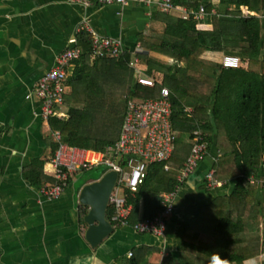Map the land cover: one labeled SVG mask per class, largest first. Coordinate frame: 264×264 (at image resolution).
Instances as JSON below:
<instances>
[{"label":"trees","instance_id":"obj_1","mask_svg":"<svg viewBox=\"0 0 264 264\" xmlns=\"http://www.w3.org/2000/svg\"><path fill=\"white\" fill-rule=\"evenodd\" d=\"M173 3L180 10L195 13L205 7L209 16L202 23L193 17L183 21L175 16V11L165 14L156 2L149 3V6L158 7L165 27L162 33L140 38L144 49L137 56L143 71L156 80L157 87L148 89L139 85L130 67L132 53L127 52L121 59L92 61L93 40L83 32L78 40L83 49L82 57L74 63L77 67L65 84V88L72 85L75 105L64 119H51L50 128L60 133L68 146L106 155L109 159L107 153L115 151L121 142L129 100L157 98L162 86L169 88L174 97L171 122L176 142L173 158L167 164L149 166L137 192L126 190L127 202L133 210L128 225L122 228L133 230L136 223L163 212L169 204L166 202L168 194L178 192L183 184L179 176L191 152L192 134L200 131L206 137L209 153L215 150L220 153L215 180L220 185L225 183V187L233 181L235 185L215 206V227L207 225L212 230L203 228L211 239L209 243L191 246L186 240L179 258L170 256L161 264H192V259L198 257L189 255L190 249L204 257L203 264H248L249 261L255 263L258 258V264H264V213H259L261 197L256 196L249 204L254 190L258 187L264 190V0H173ZM216 8L219 15L211 16ZM244 8L258 17H244ZM204 24H211L213 29L204 31ZM208 53L237 57L241 65L228 69L222 63L224 57L221 61L203 59ZM118 84L126 87L124 102L115 97ZM186 106L192 107L194 113H185ZM184 136H189L188 143L181 140ZM120 165L123 171L127 170V160L123 159ZM94 169H100L101 176L108 172L104 165ZM28 177L38 190L44 184H56L54 179L34 169L28 172ZM252 178H256V184H247ZM91 181L94 180L87 182ZM205 188L213 190L207 179ZM250 205L257 209L251 210ZM244 210L253 215L244 216ZM114 214L115 209L109 207L108 220ZM259 216L263 217L261 224ZM248 231L253 234L251 240L246 236ZM144 250H135L131 259L125 258L117 264H151L143 255Z\"/></svg>","mask_w":264,"mask_h":264},{"label":"crops","instance_id":"obj_2","mask_svg":"<svg viewBox=\"0 0 264 264\" xmlns=\"http://www.w3.org/2000/svg\"><path fill=\"white\" fill-rule=\"evenodd\" d=\"M128 1L127 6H83L67 0H0V264H117L140 248L145 249L143 255L151 264H161L170 256L179 258L186 240L191 246H204L211 240L203 228L213 226L215 206L229 194L225 183L212 191L205 188L207 175L220 158L219 150L181 185L163 238L114 228L97 249L86 239L85 216L90 209L80 204V193L101 176L88 183L83 176L88 171L80 172L58 200H48L29 181L32 169L53 179L51 160L57 149L50 125L36 116L40 108L35 90L64 50L78 48L83 54L80 31L91 38L94 33L122 40L132 59L138 46L144 49L142 36L163 32L164 16L156 5L149 6L147 0ZM175 16L181 19L179 13ZM212 27L206 24L203 29L211 31ZM222 55L225 53H208L203 59L221 61ZM75 67L73 64L69 78ZM73 105L70 84L62 108L66 117ZM256 181L252 178L247 184ZM259 189L254 190L256 195ZM263 211L261 197L259 213ZM262 221L259 216V224ZM189 255L199 257L191 249Z\"/></svg>","mask_w":264,"mask_h":264},{"label":"built area","instance_id":"obj_3","mask_svg":"<svg viewBox=\"0 0 264 264\" xmlns=\"http://www.w3.org/2000/svg\"><path fill=\"white\" fill-rule=\"evenodd\" d=\"M74 3H81L83 6H92L94 3L100 5H121L127 6L128 0H67ZM139 1V0H137ZM148 3L156 2L161 8V12L169 14L178 12L173 0H147ZM247 12V13H246ZM189 12L182 11L180 17L187 21ZM244 17H257L244 8ZM202 19L198 22L202 23ZM82 33V31H80ZM85 32V31H84ZM94 60L102 58L121 59L127 54L125 44L122 40L102 37L97 34L92 35ZM142 50L138 46L134 52V58L130 61V67L135 71L139 85L155 89L157 82L143 71L141 59L137 56ZM81 50L78 48H68L57 58L54 67L49 70L38 82L35 90V97L39 102L40 111L36 114L45 123L50 119H64L66 116L58 111L63 105L66 93L65 84L70 75V71L75 61L81 59ZM223 65L228 69H237L241 65V59L232 56H225ZM162 86V85H161ZM33 95L27 96L28 100L33 99ZM174 97L169 88L162 86L157 98L131 99L128 102L127 117L124 123V130L120 144L116 150L109 151L101 158H96L95 153L70 147L59 143L55 154L51 160L53 168V179L56 184H44L40 193L48 200H58L63 195L71 178L83 171H89L99 166H106L108 172L116 171L119 174L116 187L110 198L109 207L115 209V214L109 222L114 228H122L128 225L132 214L133 206L128 204L126 190L132 193L137 192L146 178V172L151 165L167 164L173 158L175 152L176 134L174 133L171 118ZM185 113H194L192 107H185ZM57 141L61 140V135L56 133ZM97 155V154H95ZM113 156V158H112ZM208 143L203 132L196 131L192 134V148L188 159L183 165L179 182L192 178L209 158ZM125 159L128 162L126 171L121 169L120 164ZM168 171V167L165 168ZM216 172L212 170L207 175L210 189H218L221 185L215 180ZM254 182V181H253ZM180 191V189H179ZM178 192L168 194L166 202L169 204L162 213L153 218H147L136 223L133 231L138 234H149L156 238H163L167 229V218L174 211V202ZM133 257L130 253L129 258Z\"/></svg>","mask_w":264,"mask_h":264},{"label":"water","instance_id":"obj_4","mask_svg":"<svg viewBox=\"0 0 264 264\" xmlns=\"http://www.w3.org/2000/svg\"><path fill=\"white\" fill-rule=\"evenodd\" d=\"M117 165H120V160ZM118 179L119 174L116 171L106 172L101 179L85 185L80 193V204L90 209L85 216V223L88 225L86 239L94 249L102 246L114 232L107 212Z\"/></svg>","mask_w":264,"mask_h":264},{"label":"rangeland","instance_id":"obj_5","mask_svg":"<svg viewBox=\"0 0 264 264\" xmlns=\"http://www.w3.org/2000/svg\"><path fill=\"white\" fill-rule=\"evenodd\" d=\"M247 13V12H246ZM223 56V55H222ZM224 57V56H223ZM92 58V60L93 61H96V60H94L93 59V57H91ZM210 58H212V56L210 57ZM216 58V57H215ZM222 58V57H221ZM150 77V76H149ZM135 78H136V76H135ZM152 78V77H151ZM136 80H137V78H136ZM125 94H126V87L123 85V84H118L117 86H116V88H115V97H116V99L117 100H119V101H121V102H124L126 99H125ZM64 103H65V97H64ZM64 103H63V105L62 106H60L59 108H58V111L59 112H61V113H63L62 112V108H63V106H64ZM51 120V119H50ZM50 122V121H49ZM49 124V123H48ZM50 125V124H49ZM52 131V130H51ZM60 134V133H59ZM56 133H54L53 131H52V139L55 141V143H56V145H59V143H61V144H64V145H67V144H65L63 141H62V136H61V140L58 142L57 141V138H56ZM61 135V134H60ZM183 142H185V143H188L189 142V136H184V137H182V139H181ZM102 175V171L100 170V169H94V170H91V171H88V172H85L84 173V175L83 176H85L86 177V179L84 180V181H87V180H89V179H97L98 177H100ZM102 177V176H101ZM234 185H235V182L233 181V182H230V184L228 185V193H230L232 190H233V188H234ZM259 190H261V192H260V194H258V195H255V192L253 193V195H252V197H251V202H249V204H252L253 203V201H254V199H256V196L258 197V199H259V197H264V190H262V189H259ZM256 203V202H255ZM246 208L247 207H249V205H247V206H245ZM250 209L251 210H255V209H257V207L256 208H253V207H251V205H250ZM257 213H258V211H257ZM263 213H264V211H263ZM251 214V211H250V213H249V215ZM252 214H253V212H252ZM243 215L244 216H247L248 215V212L246 211V210H244L243 211ZM248 215V216H249ZM246 223H247V225L249 226L250 225V221L246 218ZM215 226H213V228H214ZM114 228V227H113ZM207 229H210V228H207ZM210 230H212V229H210ZM250 230V229H249ZM263 233H264V229H263ZM263 233H262V235H263ZM204 234V233H203ZM246 236L248 237V239L249 240H251L252 238H253V234L250 232V231H248L247 232V234H246ZM203 261H204V257H198V258H193L192 259V264H203ZM255 264H257V260H256V263Z\"/></svg>","mask_w":264,"mask_h":264},{"label":"bare ground","instance_id":"obj_6","mask_svg":"<svg viewBox=\"0 0 264 264\" xmlns=\"http://www.w3.org/2000/svg\"><path fill=\"white\" fill-rule=\"evenodd\" d=\"M177 9H178V8H177ZM182 11H184V10H180V9H178V12H176V13H179V15H180V13H181ZM243 13H244V9H243ZM218 15H219V11H218V9L216 8V9H214V10L212 11L211 16H218ZM208 16H209V13H208L207 8L203 7V8H200L199 12H197V13L190 11L189 14H188V16H187V18H188L187 21H189V19H190L191 17L195 18V20H196L197 22H198V20H200V19H202L203 21H205V19H206ZM183 21H184V20H183Z\"/></svg>","mask_w":264,"mask_h":264}]
</instances>
